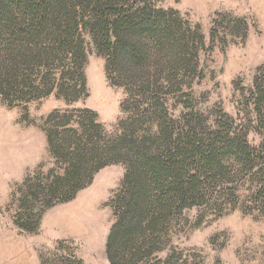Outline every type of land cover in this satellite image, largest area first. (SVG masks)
I'll list each match as a JSON object with an SVG mask.
<instances>
[{"label": "rangeland", "instance_id": "1", "mask_svg": "<svg viewBox=\"0 0 264 264\" xmlns=\"http://www.w3.org/2000/svg\"><path fill=\"white\" fill-rule=\"evenodd\" d=\"M154 8L170 12L176 26L194 38L190 72L177 74L174 85L181 88L169 91L172 116H198L206 133L228 128L230 136L245 135L259 156L264 145V0H162ZM83 39L84 91L70 79L69 65L17 63V84L41 87L46 81L50 94L41 91L28 100L0 95V264H109L105 246L124 190V166L101 169L66 203L53 201L48 207L35 190L57 168L45 135L51 114L90 110L107 137L121 134L129 117L121 110L131 102L129 94L109 83L106 57L86 33ZM61 75L67 87L77 89L71 104L56 97ZM183 101L189 109H183ZM224 173L222 180H210V195L202 202L182 215L168 214L151 252L141 251L133 264H264V215L249 208L251 184L263 182L264 163L258 159L251 170L234 167Z\"/></svg>", "mask_w": 264, "mask_h": 264}, {"label": "trees", "instance_id": "2", "mask_svg": "<svg viewBox=\"0 0 264 264\" xmlns=\"http://www.w3.org/2000/svg\"><path fill=\"white\" fill-rule=\"evenodd\" d=\"M160 1L0 0V95L28 100L41 91L50 94L46 81L41 87L17 84V63L69 65L70 79L78 80L84 91L83 33L106 57L109 83L129 94L131 102L121 106L129 117L115 137L105 135L90 110L51 114L45 135L57 168L49 172L45 186L35 188L50 207L53 201L72 200L101 169L124 166V190L105 246L109 264H133L141 251L151 252L167 215H182L202 202L210 195V180H222L225 168L248 171L258 159L264 163V145L257 156L245 135L230 136L228 128L206 133L200 117L183 114L175 119L170 113L169 91L181 88V83L174 85L177 74L190 72L194 38L176 26L170 12L154 8ZM196 40L202 42L201 37ZM165 73L169 76L163 79ZM63 82L61 75L56 97L71 104L77 89ZM179 103L190 108L187 101ZM251 185L249 208L264 215V180Z\"/></svg>", "mask_w": 264, "mask_h": 264}]
</instances>
